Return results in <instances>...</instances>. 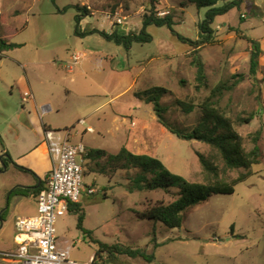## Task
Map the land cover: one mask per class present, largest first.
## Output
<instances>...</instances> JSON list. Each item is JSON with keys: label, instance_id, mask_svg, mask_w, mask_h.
<instances>
[{"label": "rangeland", "instance_id": "rangeland-1", "mask_svg": "<svg viewBox=\"0 0 264 264\" xmlns=\"http://www.w3.org/2000/svg\"><path fill=\"white\" fill-rule=\"evenodd\" d=\"M237 1L238 8L216 19L211 44L195 50L168 27L150 26L147 32L152 41L136 43L126 50L100 35L78 37L77 7H87L90 12L81 22L83 31L112 32L116 28L121 33H139L149 0H0L5 37L8 42L20 45L7 52L1 61L0 134L7 132L11 123L23 120V114L19 113L26 105L19 85L22 77L30 82L37 98L45 101L55 97L54 109L60 108L64 122H72L81 114L89 124H94V134L84 133V138L75 136L76 129L83 131L84 127L78 123L75 128L70 126L72 143L92 144L110 154L119 153L125 144L118 130L123 119L114 121L118 104H122V110L131 108L134 118L158 129H149L156 143L151 142L145 151L190 182H206L197 153L211 156L216 152L203 142L182 140L170 133L158 121L153 105L136 98V93L156 87L165 89L156 96L168 107L166 120L188 132L200 122L202 112L198 105L225 82L231 89L224 92L221 106L236 121V130L243 137L247 152L254 147L255 134L262 131L259 146L263 156L260 164L250 170L253 175L239 184L234 194L212 196L186 211L183 226L178 229L142 221L136 214L161 202L172 203L177 198L176 189L169 193L132 192L130 179L136 171H119L107 177L92 174L86 168L83 191L93 185L96 193L81 200L86 212L84 227L93 231L96 240L154 255L151 262L120 255L109 260L105 255L107 264H264V53L254 77L250 73L253 47L249 42V39L258 41L264 51V0ZM157 9L160 16L175 14L176 33L192 41L201 39L200 24L208 8H198L189 0H162ZM84 52L87 57L79 62L85 63L84 68L69 73L65 63L72 64L73 55ZM196 57L204 62L207 74V87L200 90ZM131 75L138 82L129 92L125 89ZM119 93L122 94L118 96ZM179 100L197 107L186 114L176 104ZM93 109L94 123L84 116ZM251 114L255 116L249 123H238L239 117L244 119ZM103 115L105 120H101ZM128 119L124 127L134 125ZM4 166L0 160V245L3 238L12 239L18 215L12 195L14 188H4V184L12 183ZM242 173L247 171H231L228 180H235ZM77 224V215L68 213L57 223L58 237L71 245V261L87 264L98 245L84 236ZM0 264L8 263L0 261Z\"/></svg>", "mask_w": 264, "mask_h": 264}, {"label": "trees", "instance_id": "trees-1", "mask_svg": "<svg viewBox=\"0 0 264 264\" xmlns=\"http://www.w3.org/2000/svg\"><path fill=\"white\" fill-rule=\"evenodd\" d=\"M162 0H149L147 13L142 18L143 28L141 32L121 33L114 28L112 32H107L99 29L82 30L81 22L86 16L90 15L87 7L78 6L79 11L76 17V35L80 38H86L89 35H100L108 42H113L118 46L130 50L134 44H146L152 41V36L147 32L148 27H168L175 36L182 42L197 50L202 45L213 43L214 29L213 24L220 16L227 15L233 9L240 6L239 1L227 0H189L198 8H208L205 20L200 24L201 39L192 41L182 37L176 33L175 14L169 13L165 16H160L157 7ZM252 44V54L250 61V73L256 76L260 63L259 58L264 51L260 43L256 40L249 39ZM20 47L15 43H10L5 37V28L0 22V69L1 61L5 58L7 52ZM196 81L198 82L197 89L207 87V74L205 64L200 57H196ZM264 84V78H263ZM231 87L225 83H220L212 90L211 95L198 105L202 115L199 124L192 131H182L171 125L165 118L168 112V107L160 102L156 94L165 92V89L156 87L150 90L136 93V98L143 99L147 103L152 104L154 112L160 124L170 133L176 135L179 139L186 141H200L209 145L216 154L205 156L202 153H197L199 163L202 168L206 182H190L184 177L171 172L162 160L149 154H135L126 146L122 147L117 154H110L101 149H90L84 156V168L91 173L100 174L111 177L119 171H136L130 179V190L135 191H164L169 193L171 190L178 191L177 198L172 203H158L157 205L146 209L143 212L136 211L138 218L142 221H153L162 223L167 228L178 229L183 226L185 216L184 213L193 209L196 205L208 201L215 195H232L236 191V187L247 181L253 174L251 169L253 166L260 164L263 156L259 142L261 140L262 131L259 130L254 138V147L251 151H246L243 143V137L236 130L234 121L230 118L226 111L221 106V99L224 92L230 90ZM186 114H191L197 107L195 104H188L183 101L176 103ZM253 114L248 118L237 119L238 123H249L254 119ZM7 164V161L5 160ZM235 170H246L247 173H242L237 179L229 181L228 173ZM44 189V183L36 188L26 187L20 188L23 195H35ZM70 212H73L78 217L77 227L84 236L89 237L91 242L98 245V250L94 256V264H107L109 260L120 256H129L131 258H143L148 262L154 259V255L148 256L146 251L142 249H132L121 244H106L94 239L93 231L87 230L84 227L86 212L79 204H71ZM102 262V263H101Z\"/></svg>", "mask_w": 264, "mask_h": 264}, {"label": "crops", "instance_id": "crops-1", "mask_svg": "<svg viewBox=\"0 0 264 264\" xmlns=\"http://www.w3.org/2000/svg\"><path fill=\"white\" fill-rule=\"evenodd\" d=\"M78 54L82 55V59L87 57V52ZM65 65L67 66L69 73L73 74L78 71L80 72V70L84 68L85 63H78L76 65L65 63ZM76 66H79V68L76 69ZM131 76V80L125 91L130 92L132 91V88L137 85L138 79L133 75ZM19 85L20 90L23 89L22 100L26 92H30L32 97L27 102L23 101L26 105H23L22 109L19 110V113L23 114V120H16L11 123L8 131L4 134H0V160L5 166H7L5 173L10 174V179L12 180V183L4 184V188H14L12 195H15L16 211L18 212V215L14 219L12 239L8 241L6 238H3L0 245V253L13 251L17 248L15 240L17 218L31 217L38 213L36 196L23 195L18 189L26 187L36 188L41 186L42 183H44L45 187L46 180L55 167V160L49 152L48 143L45 139V130L50 129L59 132L71 130L73 133L72 129L69 127L73 126V128H75L74 125L78 123L84 128L83 131L76 129L75 136H82V138H84V133L94 134L95 132L94 124H89L86 118H82L81 114L76 115L72 122H64V118L61 119L60 117L62 114L60 108L54 109L53 102L55 97L51 96L50 99L45 101L41 100L39 97L37 98L36 95H34L32 86L27 78L22 77L19 81ZM122 93H119L118 96ZM90 95L94 96L93 94ZM121 106L122 104H118L119 108L116 110L114 121L118 122L120 118L123 119V123L118 129L119 132L123 134L121 140H125L123 147L126 146L135 154H148L145 151V148H147L146 146L150 145L151 142L156 143L152 134L150 135L148 132L151 127H155L156 129V126H153L152 123L148 124L139 118H134L131 108L122 110ZM84 116H87L88 119L94 123V109ZM105 118V115H103L101 120H105ZM128 118L131 119V123L133 122L134 125L132 126V124H129L128 127H124L127 120H129ZM81 120H85L86 123L80 124ZM88 128L92 129V131L88 132ZM62 129L65 130L62 131ZM156 130L158 131V129ZM159 131L162 132V130ZM72 133L70 140L74 136ZM86 147L88 150L96 149L92 144H88ZM5 160L7 161V164L5 163ZM1 173H4V171H1ZM85 176L87 175L85 174ZM24 178H26V180ZM85 195L93 196L89 195L87 191H83L82 198ZM78 204L84 209L82 201ZM68 213H70V211ZM67 214L60 218L59 221L61 219L63 220ZM4 224H7V221H4ZM59 246L61 248H71V245L61 242L60 239ZM92 258H94V256ZM0 261L5 262L2 258Z\"/></svg>", "mask_w": 264, "mask_h": 264}, {"label": "built area", "instance_id": "built-area-1", "mask_svg": "<svg viewBox=\"0 0 264 264\" xmlns=\"http://www.w3.org/2000/svg\"><path fill=\"white\" fill-rule=\"evenodd\" d=\"M72 59V64L76 65L82 60V55L74 54ZM31 97L32 94L26 92L23 101L27 102ZM85 123V120L80 121V124ZM71 133V130H45L55 167L46 180V186L36 197L38 213L16 220L17 248L0 253L8 264H81L70 260V247L59 246L57 230L59 219L69 212L70 205L80 203L85 185L84 156L88 149L82 143H72ZM87 193H96L93 185ZM93 261L94 258L87 264H94Z\"/></svg>", "mask_w": 264, "mask_h": 264}, {"label": "water", "instance_id": "water-1", "mask_svg": "<svg viewBox=\"0 0 264 264\" xmlns=\"http://www.w3.org/2000/svg\"><path fill=\"white\" fill-rule=\"evenodd\" d=\"M5 167V170H6V166H4Z\"/></svg>", "mask_w": 264, "mask_h": 264}]
</instances>
